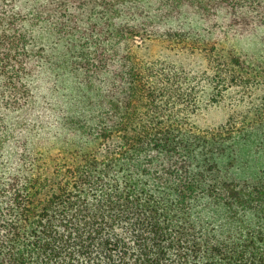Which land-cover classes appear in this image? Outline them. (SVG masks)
I'll return each mask as SVG.
<instances>
[{"label":"trees","instance_id":"1","mask_svg":"<svg viewBox=\"0 0 264 264\" xmlns=\"http://www.w3.org/2000/svg\"><path fill=\"white\" fill-rule=\"evenodd\" d=\"M90 1L104 8L83 19L90 33L70 22L71 10L82 9L84 0H32L37 6L26 15L17 4L1 7L0 81L10 93L8 106L29 93L24 74L35 38L28 21L55 19L54 33L70 46L75 69L94 82L108 76L103 87L96 82L99 87L126 90L131 98L146 85L132 72L118 87L110 61L121 55L106 43L120 46L174 13L171 23L193 12L238 25L255 11L264 23V0ZM94 17L107 25L103 38ZM94 86L86 80L88 90L97 91ZM107 94L117 121L76 122L89 139L81 162L55 160L45 170L16 171L0 180V264H264V173L250 179L228 173L205 138L182 137L157 115L141 122L136 105ZM147 98L143 104L160 115L157 95ZM157 152L166 158L155 160ZM203 201L210 208L201 212Z\"/></svg>","mask_w":264,"mask_h":264},{"label":"rangeland","instance_id":"2","mask_svg":"<svg viewBox=\"0 0 264 264\" xmlns=\"http://www.w3.org/2000/svg\"><path fill=\"white\" fill-rule=\"evenodd\" d=\"M84 2L87 5L82 9L76 6L71 10L74 17L70 22L90 33L83 19L98 16L104 8L98 2ZM6 3L8 9L17 4L16 9L23 14L37 6L32 0H0V9ZM176 14L168 19L160 17L163 20L148 24V29L141 28L140 35L120 46L113 41L105 44L107 49L118 48L121 55L110 61L109 73L119 80V88L126 86L132 72L145 83L144 91L136 98L129 97L126 90L103 89L106 75L94 77L102 85L99 87L92 76L76 70L70 46L67 42L61 44L54 33L55 19L28 21L25 27L35 38L24 74L29 93L8 106L10 93L0 81V180L16 171L45 170L55 160L81 162L89 139L83 137L76 122L93 124L98 118L117 121L110 114L107 101L112 99L107 93L136 105L135 116L141 122L157 115L182 137L205 138L213 144L217 161L228 173L242 179L263 174L264 23L255 11L248 12L245 23L240 19L238 25L193 12L180 15L179 23H171ZM49 16L52 12L45 18ZM94 18L95 30L103 38L107 25ZM131 67L135 70L130 71ZM118 74L124 76V81ZM87 79L95 83L97 91L87 89ZM99 92L102 96L98 99ZM148 94L157 95L160 115L143 104ZM104 150L101 146L97 151L99 159ZM152 155L155 160L166 158L158 152ZM143 162L141 156L139 163ZM209 208L203 201L197 210Z\"/></svg>","mask_w":264,"mask_h":264}]
</instances>
